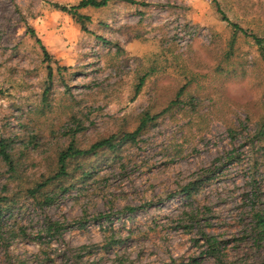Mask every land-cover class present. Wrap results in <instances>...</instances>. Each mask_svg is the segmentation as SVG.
Returning <instances> with one entry per match:
<instances>
[{"label":"rangeland","instance_id":"1","mask_svg":"<svg viewBox=\"0 0 264 264\" xmlns=\"http://www.w3.org/2000/svg\"><path fill=\"white\" fill-rule=\"evenodd\" d=\"M80 1L0 0V140L13 161L0 155V197L12 200L0 264L77 254L83 264H264L254 230L264 58L253 39L264 38V0L114 1L80 11L87 32L54 8ZM146 114L157 119L137 143L71 160L55 180L71 143L88 150L132 133ZM50 221L68 229L52 236ZM203 233L221 244L218 259Z\"/></svg>","mask_w":264,"mask_h":264},{"label":"trees","instance_id":"2","mask_svg":"<svg viewBox=\"0 0 264 264\" xmlns=\"http://www.w3.org/2000/svg\"><path fill=\"white\" fill-rule=\"evenodd\" d=\"M114 1H124L128 3H136L134 0H81L78 5L73 7H67L59 4H54V8L67 13L71 15L80 25L82 26V30L87 32V22L88 17L81 14L80 11L87 8H95L100 9L107 7L111 2ZM227 20V19H225ZM233 28L236 30V32L240 29L238 25L232 24ZM32 34H34L32 29H29ZM245 32V31H244ZM253 39L255 40V43L260 47L262 56L264 58V38H260L258 36H253ZM44 50V53L47 57H49V54L45 50L44 47H42ZM51 74V73H50ZM143 82L141 85H143ZM141 88V87H140ZM157 117H151L150 115L146 114L145 118L142 120L141 125L132 133H126L123 135H114L109 138L102 139L95 144L91 146L88 150H81L75 147L74 143H71L70 146L60 154L59 156V173L56 175L55 180H60L64 176H66L67 173V166L71 160L74 159H84L87 157H90L92 155L98 154L100 151H110L116 154V152H119L124 145L126 144H135L138 142V139L144 134L145 130L147 129V126L150 122L156 120ZM256 140L259 142L264 141V130H260L259 133L256 136ZM0 155L4 159V161L9 165L13 166V161L11 159L10 154L8 153V147L5 141L0 140ZM54 181L50 179L49 182L45 183L44 185H39L36 189H33L29 191V194L32 195V198H37V194L41 195V190L43 187L48 186L49 184L53 183ZM195 184H191L187 186L183 192L184 194L190 195L192 193V190H194ZM11 199L1 198L0 197V222L3 215V209L7 210L10 206ZM52 201L51 198H47L44 200L45 203L50 204ZM137 208H129V212H135L137 211ZM103 219L109 220V217L106 215L100 214L97 221H101ZM254 222H255V232L257 235L258 241L264 240V214L261 212H257L254 216ZM68 229V226H64L61 223L52 222L50 221L45 228L46 232L48 234L54 235H62L63 231H66ZM203 239L206 240V243L208 244V251L207 253L209 256H212L216 259L220 257L221 248L220 243L216 240V237L209 234V233H203ZM78 252H85L86 254H91L92 251L90 247L88 246H82L78 249H76ZM71 264H83L81 262V255L77 254L74 258V260L71 262Z\"/></svg>","mask_w":264,"mask_h":264}]
</instances>
